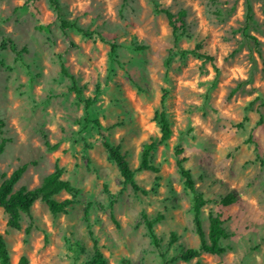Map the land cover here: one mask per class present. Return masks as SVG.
Returning a JSON list of instances; mask_svg holds the SVG:
<instances>
[{
    "label": "rangeland",
    "instance_id": "rangeland-1",
    "mask_svg": "<svg viewBox=\"0 0 264 264\" xmlns=\"http://www.w3.org/2000/svg\"><path fill=\"white\" fill-rule=\"evenodd\" d=\"M54 1L61 18L104 42L60 31L49 0H0V184L27 164L14 190H33L57 164L77 191L54 197L73 200L57 215L35 201L18 229L0 208L10 264H86L96 253L105 264H264V0ZM160 10L173 16L177 41ZM9 40L26 51L17 57ZM197 45L212 60L193 54ZM60 62L81 96L69 92ZM86 99H94L87 110ZM156 110L171 136L150 154L154 173L138 167L143 145L160 139ZM103 142L119 147L146 195L122 186ZM177 147L206 201L204 232L212 214L231 235L222 255L180 257L199 241ZM143 214L161 217L157 245Z\"/></svg>",
    "mask_w": 264,
    "mask_h": 264
},
{
    "label": "trees",
    "instance_id": "trees-1",
    "mask_svg": "<svg viewBox=\"0 0 264 264\" xmlns=\"http://www.w3.org/2000/svg\"><path fill=\"white\" fill-rule=\"evenodd\" d=\"M50 5L57 12L59 29L62 32L73 29L82 34V36L86 38H91L93 36L97 37L100 42H104V39L99 33L92 31L82 30L75 21H69L61 18L59 14V9L57 3L54 0H49ZM167 21L169 26L172 28V33L174 36V40L177 41L179 35L177 31L179 27H177L173 21V16L167 10H160ZM245 21L247 27V23L251 21V9L249 5L246 6V14ZM39 30H48L47 27H38ZM250 40L257 45V41L254 37L249 36ZM5 42V41H4ZM9 49L12 53H14L17 57L26 51L25 48H22L20 51L16 50V47L13 42L10 40ZM0 48H5V43L0 44ZM200 46L197 45L192 51L196 56L206 59L212 60L205 53H200ZM115 52V46L110 45V53L113 54ZM60 73L64 77L68 78L70 81L69 92H73L77 97L81 96V90L78 88L75 78L71 76L65 69L63 63L60 62ZM165 94V93H164ZM94 99H86L83 101L84 107L87 110ZM161 105H163V97L161 99ZM246 120V118H244ZM153 121L158 125L160 130V139L158 143L150 142L149 144H144L141 151V158L139 163V170H150L154 173L157 172V169L150 164V154L155 149L156 145L166 143L171 136V129L168 122V119L163 110H156L153 115ZM242 124V123H241ZM238 125L239 127L241 126ZM3 127V122L0 120V137H1V129ZM6 139H0V155L4 151ZM248 143L251 142L250 137H248ZM46 147H48L47 143H44ZM103 146L108 153V158L112 161L121 177L122 186L129 185L133 191L140 192L143 195H146L148 192L145 190H141L134 181V171H132L129 167V164L125 158V155L121 153L119 147L112 146L107 142H103ZM182 149L177 147L175 149V155L180 158L176 161V166L179 171L180 176L183 179V186L187 189L192 195V214H193V223L195 228V233L197 235L199 241L198 250H186L184 251L180 257L187 261L191 258L197 257L200 252H203L208 255L219 256L224 254L225 247L221 245V240L228 239L231 235L225 231L222 224L223 221L220 219V215H208V229L207 233L204 232L202 228V223L200 219V212L203 206L206 204L203 196L200 193H197L194 187V181L191 177L190 172L184 167V162L186 159L181 157ZM27 164H23L17 169H15L8 178L2 181L0 184V208L6 213L9 217L8 226L14 229H18V221L20 213H28L32 205L35 201L39 200L44 203L52 215H57L60 213H65L66 210L73 204V200L65 199L63 201H56L54 197L60 193L61 191L66 192L68 194L76 195L77 191L70 185L69 182L62 180V169L56 164L54 170L51 174L47 175L43 178L39 187L33 190H27L25 187L21 186L17 190H14L15 185L18 183L20 178L22 177L24 171L26 170ZM232 197L228 196L221 200V204L223 206H228L232 203ZM84 214H87V210L85 209ZM144 224L147 228L148 234L150 235L152 242L157 245V239L155 237L153 226L155 223L161 220L160 216H156L152 220H148L146 216L142 215ZM0 264H10L9 255L5 246V242L3 237L0 235ZM19 264H26V259L22 257L20 259ZM86 264H105L101 255L96 253L90 260L86 262Z\"/></svg>",
    "mask_w": 264,
    "mask_h": 264
}]
</instances>
